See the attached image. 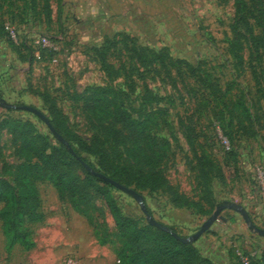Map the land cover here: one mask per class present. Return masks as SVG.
Returning <instances> with one entry per match:
<instances>
[{
	"label": "rangeland",
	"instance_id": "rangeland-1",
	"mask_svg": "<svg viewBox=\"0 0 264 264\" xmlns=\"http://www.w3.org/2000/svg\"><path fill=\"white\" fill-rule=\"evenodd\" d=\"M245 1L252 9L247 17L237 14V0H0V99L36 107L51 118L48 96L75 133L108 151L113 144L89 125L82 103L75 100L86 88L102 86L128 94L125 105L134 119L163 111L159 136L170 142L171 152L158 171L166 186L156 191L132 187L144 196L153 217L190 237L220 203L228 202L242 205L264 229V16L259 21L256 0ZM262 4L264 9V0ZM8 28L15 30L18 44L37 36L52 38L59 49L58 63L31 58L25 47L10 40ZM252 33L258 37V52ZM235 40L242 44V61L233 54ZM107 41L114 45L104 66L97 50ZM134 47L167 50L195 72L143 65ZM239 99L252 113L253 130L239 128L237 120L229 125L225 106ZM6 119L31 122L56 143L32 113L0 108V124ZM18 146L12 134L0 130V178L12 184L23 162ZM128 149L117 151L124 154ZM80 154L100 168L97 154ZM123 160L131 165L128 158ZM74 171L86 180L81 166ZM36 189L45 219L32 226L33 253L26 256L21 246L6 252L0 218V264H62L69 256L82 258L80 245L93 228L68 199L60 198L53 184L38 182ZM87 191L99 209L93 213L94 225L103 226L102 234L105 226L114 232L105 192ZM106 193L121 213L144 220L134 198L117 189ZM183 200L192 206H184ZM222 216L226 221L216 222L194 243L201 253L214 250L240 264L238 250L255 253L264 246V238L252 233L238 213L225 210Z\"/></svg>",
	"mask_w": 264,
	"mask_h": 264
},
{
	"label": "trees",
	"instance_id": "trees-1",
	"mask_svg": "<svg viewBox=\"0 0 264 264\" xmlns=\"http://www.w3.org/2000/svg\"><path fill=\"white\" fill-rule=\"evenodd\" d=\"M256 1L258 19L261 21L264 16L263 4L262 0ZM236 12L247 17L248 14H252V9L245 0H237ZM251 41L258 52V37L253 33ZM16 45L25 47L31 58H35L34 50L27 45V40ZM113 45L114 43L107 41L102 49L97 50L104 66H107L106 55ZM233 50L235 58L242 61L240 55L242 44L238 40L233 42ZM133 51L143 65L156 64L165 69L179 70L187 68L195 72L190 63L174 59L167 50L156 52L134 47ZM54 55L44 53L43 57L51 60ZM229 92L227 90V93ZM127 98L126 93L96 86L86 88L84 94L75 99L76 102L82 103L81 111L89 125L98 128L109 144H113L112 151H108L96 149L94 143L89 144L82 139L61 118V112L56 104L48 96L45 97L49 104L51 114L49 119L52 126L71 145L79 159L70 153L64 144L58 141L53 143L48 136L41 134L31 122H21L17 119H6L1 122L0 130H7L19 143L17 148L23 160L17 167L14 184L0 178L2 206L0 218L7 253H11L17 245L26 251L35 247L32 226L45 219L36 185L38 182H49L53 184L61 199H68L73 209L87 219L99 245L113 248L117 257L116 264H217L203 256L194 244H183L171 234L150 226L146 218L139 220L121 213L116 202L106 193L109 188H115L84 168L83 164H86L96 173H101L128 188L135 186L138 191H156L166 186L165 178L158 171L171 152L170 142L159 136L161 132L159 120L165 112H152L141 119H134L126 108ZM231 105L225 106L230 116L229 125L232 126L237 120L239 128L253 130V116L243 100L239 99ZM225 116L222 111L221 121L225 120ZM227 138L225 137L228 141ZM121 147L129 149L122 154L117 151V148ZM80 151L97 154L100 168L87 162ZM124 157L131 161L129 167L124 164ZM75 166H81L85 170V181L79 179L74 171ZM99 185H102L103 189ZM92 188L105 192L108 207L116 224L114 232H110L105 226L106 233L102 234L100 228L103 226L94 225L93 213L99 212V209L93 204L87 191ZM182 202L184 206L191 205L185 200ZM226 203L228 202H222L220 205ZM147 209L152 215L150 209L148 207ZM170 228L177 233L174 228ZM251 264H264V248H259L258 255Z\"/></svg>",
	"mask_w": 264,
	"mask_h": 264
},
{
	"label": "water",
	"instance_id": "water-1",
	"mask_svg": "<svg viewBox=\"0 0 264 264\" xmlns=\"http://www.w3.org/2000/svg\"><path fill=\"white\" fill-rule=\"evenodd\" d=\"M0 108H4L6 110H19V111H25V112H29L32 113L34 116H36L40 121H42L47 128L49 129L50 133L53 135L54 139L62 144H64L68 151L70 153H72L76 158L79 159V157L74 153L71 145L59 134L57 133V131L54 129V127L52 126L50 119L47 115H45V113L41 110H39L36 107H32V106H27V105H14L11 103L6 102L3 99H0ZM84 168L91 174L96 175L98 178H100L101 180H103L104 182L112 185L115 189L125 193L126 195L131 196L132 198H134L136 200V202L138 203L142 213L144 214L147 223L152 226L155 227L161 231H164L166 233L171 234L172 236H174L178 241L182 242L183 244H194L196 241H198L206 232H208L210 230V228L218 221L222 220V221H226V219L222 216V212L225 210H232L236 213H238L244 220L245 224L247 225V227L249 228V230L256 234L257 236L264 238V229H261L259 227H257L249 213L247 212V210L239 204L236 203H226V204H222V205H218L216 207V210L214 211V213L203 223V225L200 227V229L192 236L190 237H182L179 234L175 233L169 226L158 222L152 215L149 214L148 209H147V205L145 203V198L144 196L137 192L135 189L133 188H128L125 187L117 182H115L114 180L110 179L109 177L101 174V173H96L91 167H89L86 164H83Z\"/></svg>",
	"mask_w": 264,
	"mask_h": 264
},
{
	"label": "crops",
	"instance_id": "crops-1",
	"mask_svg": "<svg viewBox=\"0 0 264 264\" xmlns=\"http://www.w3.org/2000/svg\"><path fill=\"white\" fill-rule=\"evenodd\" d=\"M17 246H15L14 249ZM262 248H264V246ZM32 253L33 250L26 251V256ZM79 254L84 258L85 264H116L117 262V257L115 253L110 250V246L99 245L93 234L90 235L88 239L82 241ZM202 255L217 264H232L231 259L224 253L220 254L214 250H210L208 254L202 253Z\"/></svg>",
	"mask_w": 264,
	"mask_h": 264
},
{
	"label": "built area",
	"instance_id": "built-area-1",
	"mask_svg": "<svg viewBox=\"0 0 264 264\" xmlns=\"http://www.w3.org/2000/svg\"><path fill=\"white\" fill-rule=\"evenodd\" d=\"M10 38L15 43L18 44L17 34L13 28H8ZM28 46H31L34 50V57L38 61H42L44 59V53H53L55 54L54 57L51 59L53 64H57L58 60L56 55L58 54V46L57 44L53 43V39L48 36H37L33 37L32 39H27ZM30 42V43H29ZM258 255V251L255 253H244L243 251L238 250L236 253V257L239 260L240 264H251V262L256 259ZM62 264H85L82 258L76 256H69L67 257Z\"/></svg>",
	"mask_w": 264,
	"mask_h": 264
}]
</instances>
